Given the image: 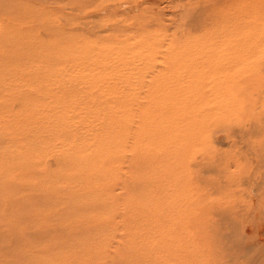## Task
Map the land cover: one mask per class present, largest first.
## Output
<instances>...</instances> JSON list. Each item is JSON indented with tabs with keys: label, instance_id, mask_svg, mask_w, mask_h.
Masks as SVG:
<instances>
[{
	"label": "rangeland",
	"instance_id": "obj_1",
	"mask_svg": "<svg viewBox=\"0 0 264 264\" xmlns=\"http://www.w3.org/2000/svg\"><path fill=\"white\" fill-rule=\"evenodd\" d=\"M0 264H264V0H0Z\"/></svg>",
	"mask_w": 264,
	"mask_h": 264
},
{
	"label": "bare ground",
	"instance_id": "obj_2",
	"mask_svg": "<svg viewBox=\"0 0 264 264\" xmlns=\"http://www.w3.org/2000/svg\"><path fill=\"white\" fill-rule=\"evenodd\" d=\"M221 12V11H220ZM219 14V16H222L223 15V13L221 12V13H218ZM229 21H224L223 23H219L218 25H219V29L218 28H216L215 29V31L214 32H218L219 31V33H218V36L220 35V37L221 38H223V39H225V41L226 40H229L230 38H232V35H234L235 34V32H234V28H232L231 27V29H230V27H228V23ZM232 26H233V24H232ZM243 27H245V26H243ZM238 28V27H237ZM233 32V34H231ZM215 35H217V34H215ZM239 37V36H238ZM236 39V38H235ZM218 40H220L219 38H218ZM96 155V154H95ZM102 155V154H101ZM77 157V156H76ZM77 166H79V164L77 165ZM75 167L74 166V170H76V171H78L79 170V168L78 167ZM71 167V166H70Z\"/></svg>",
	"mask_w": 264,
	"mask_h": 264
}]
</instances>
